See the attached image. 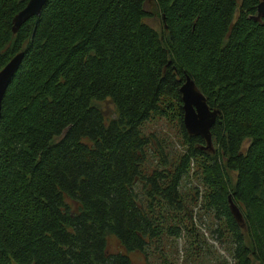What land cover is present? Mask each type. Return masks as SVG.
I'll list each match as a JSON object with an SVG mask.
<instances>
[{
  "label": "trees",
  "instance_id": "16d2710c",
  "mask_svg": "<svg viewBox=\"0 0 264 264\" xmlns=\"http://www.w3.org/2000/svg\"><path fill=\"white\" fill-rule=\"evenodd\" d=\"M146 1L45 0L13 31L27 0H0V68L24 51L1 104L0 264H132L164 235L200 241L197 203L231 264H264L259 0H150L160 31ZM186 73L220 110L211 148L183 124ZM152 118L178 124L181 151L145 130Z\"/></svg>",
  "mask_w": 264,
  "mask_h": 264
},
{
  "label": "rangeland",
  "instance_id": "374dc122",
  "mask_svg": "<svg viewBox=\"0 0 264 264\" xmlns=\"http://www.w3.org/2000/svg\"><path fill=\"white\" fill-rule=\"evenodd\" d=\"M145 8L152 14L146 18V21L156 28L162 29V19L159 13L155 12V6L150 3V0L145 2ZM99 104L110 112L113 108L109 100H102ZM145 130L153 131L158 134L160 138L168 141L169 147L172 150L183 149L180 142V134L178 124L169 121L165 118H152L145 122ZM155 160V159H154ZM151 159V167L154 161ZM232 179L235 177V172H232ZM196 183L195 177L192 175L188 179L182 181V188L188 190ZM194 222L197 232L200 234V241L193 243L191 236H171L164 235L157 239L154 244H151L147 253L132 252V264H162L165 259L172 264H217L218 261L228 260L231 264V237L229 235L218 236L217 219H214L210 214L200 209L198 203L194 204ZM197 244L196 246H194ZM118 245L115 239L110 238V250L117 249Z\"/></svg>",
  "mask_w": 264,
  "mask_h": 264
},
{
  "label": "water",
  "instance_id": "95a60500",
  "mask_svg": "<svg viewBox=\"0 0 264 264\" xmlns=\"http://www.w3.org/2000/svg\"><path fill=\"white\" fill-rule=\"evenodd\" d=\"M44 2L45 0H27L26 4L14 14L12 18V30L16 31L22 22L30 16L38 14ZM262 15H264V0H259L256 4V13H254L252 17L254 19H259ZM23 54V50L16 52L0 68V114L5 90ZM179 91L183 109L182 120L187 132L202 135L206 142L205 147L211 148L212 136L210 127L220 110L218 108H210L205 95L196 86L194 79L187 73L185 74L184 81L179 86ZM228 201L235 218L237 220H242V212L230 195H228Z\"/></svg>",
  "mask_w": 264,
  "mask_h": 264
}]
</instances>
